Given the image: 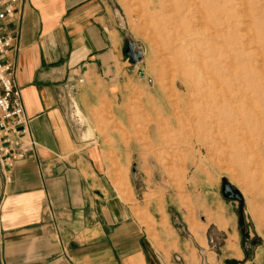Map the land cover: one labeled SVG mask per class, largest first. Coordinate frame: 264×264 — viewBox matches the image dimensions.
<instances>
[{
  "label": "rangeland",
  "instance_id": "374dc122",
  "mask_svg": "<svg viewBox=\"0 0 264 264\" xmlns=\"http://www.w3.org/2000/svg\"><path fill=\"white\" fill-rule=\"evenodd\" d=\"M109 3L127 70L71 122L148 230L192 237L201 264H264V0Z\"/></svg>",
  "mask_w": 264,
  "mask_h": 264
},
{
  "label": "crops",
  "instance_id": "0c3cea01",
  "mask_svg": "<svg viewBox=\"0 0 264 264\" xmlns=\"http://www.w3.org/2000/svg\"><path fill=\"white\" fill-rule=\"evenodd\" d=\"M116 22L109 0H22L0 21L35 141L0 175V264H201L192 237L148 230L132 185L118 191L97 138L71 122L73 102L84 111L127 70Z\"/></svg>",
  "mask_w": 264,
  "mask_h": 264
},
{
  "label": "built area",
  "instance_id": "2783aa9c",
  "mask_svg": "<svg viewBox=\"0 0 264 264\" xmlns=\"http://www.w3.org/2000/svg\"><path fill=\"white\" fill-rule=\"evenodd\" d=\"M21 1L0 0V21L12 18ZM13 39L11 34L0 31V175L3 180L9 178L14 162L27 157L35 147L29 130L30 118L14 80V66L4 58Z\"/></svg>",
  "mask_w": 264,
  "mask_h": 264
},
{
  "label": "water",
  "instance_id": "95a60500",
  "mask_svg": "<svg viewBox=\"0 0 264 264\" xmlns=\"http://www.w3.org/2000/svg\"><path fill=\"white\" fill-rule=\"evenodd\" d=\"M133 43L132 42H127L126 43V48L124 49V53L129 55L130 58L134 61L137 59V57L140 55L138 51L134 52L133 51Z\"/></svg>",
  "mask_w": 264,
  "mask_h": 264
},
{
  "label": "bare ground",
  "instance_id": "6f19581e",
  "mask_svg": "<svg viewBox=\"0 0 264 264\" xmlns=\"http://www.w3.org/2000/svg\"><path fill=\"white\" fill-rule=\"evenodd\" d=\"M201 1H202V0H201ZM204 2H205V1H204ZM198 3H199V2H198ZM202 4H203V3H202ZM206 7H207V6H206ZM197 9H198V8H197ZM205 9H206V8H205ZM207 10H209L208 7H207ZM203 11H204V9H203ZM204 12H205V11H204ZM204 15H205V14H204ZM204 15H203V17H205ZM205 18H206V17H205ZM133 45H134V44H133ZM133 51H134V52H136V51L139 52V50H134V46H133ZM139 53H140V52H139ZM201 66H202V65H201ZM81 80H82V79H81ZM184 88H185V87H184ZM201 106H202V105H201ZM203 109H204V106H203ZM199 110H202V107H199V108H198V111H199ZM185 111H186V110H185ZM187 111H188V110H187ZM187 111H186V112H187ZM14 163H15V162H14Z\"/></svg>",
  "mask_w": 264,
  "mask_h": 264
}]
</instances>
